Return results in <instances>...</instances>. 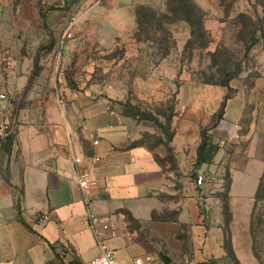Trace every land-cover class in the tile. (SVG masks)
Returning a JSON list of instances; mask_svg holds the SVG:
<instances>
[{
	"label": "crops",
	"instance_id": "1",
	"mask_svg": "<svg viewBox=\"0 0 264 264\" xmlns=\"http://www.w3.org/2000/svg\"><path fill=\"white\" fill-rule=\"evenodd\" d=\"M135 3L113 0L117 17L109 25L108 46L125 43L128 54L139 57L143 43L128 35L138 26ZM64 44L61 40V55ZM256 52L259 73L249 84L231 82L235 92L223 116L209 129L220 148L213 162L200 168H229L230 227L240 264H256L250 215L264 173V48ZM46 57L41 56L44 68L32 83L30 74L14 75L16 79L9 77L7 87L3 85L13 101H19L17 106L12 102L7 112L6 101L0 100V124L10 121L14 134L9 151L7 135H0V264H85L102 251L88 225L90 214L110 217L115 235L105 244L126 248L125 264L148 251L136 241V231L127 230L123 211H130L140 221V229L155 238H167L169 226L174 231L176 226L201 224L205 198L199 189L192 187L188 176L176 187L172 171L148 144L135 143L151 126L124 113L120 101L128 96L125 86H58L59 64L56 59L45 62ZM175 75L169 66L138 75L140 102L149 104L169 96ZM225 92L221 86H192L185 80L177 86L172 145L182 173L187 174L194 164L201 128L212 122ZM76 157L81 163L75 162ZM83 168L94 182L88 188L79 183ZM165 210H175L177 217L153 218L154 212L160 215Z\"/></svg>",
	"mask_w": 264,
	"mask_h": 264
},
{
	"label": "rangeland",
	"instance_id": "2",
	"mask_svg": "<svg viewBox=\"0 0 264 264\" xmlns=\"http://www.w3.org/2000/svg\"><path fill=\"white\" fill-rule=\"evenodd\" d=\"M194 1L202 9L206 33L203 42L193 38V42L189 43V24L169 14L166 0H134V8L139 4L150 6L157 11L160 20V23L153 21L147 24L146 29L141 31V38L154 42H146L143 53L138 57L136 53L128 54L125 43L108 46L112 32L109 25H113L117 17L113 14L116 13L113 0H0V81L7 87L9 77L16 79L14 75L30 74L29 83H32L44 68L40 64L41 56H47L45 62L56 59L59 64L58 86L64 83L72 87H86L93 83L115 84L125 86L131 99L138 101V75L169 66L176 72L171 94L149 104L141 101L143 110L154 113L165 122L167 109L177 102L176 88L181 81H188L192 86H216L224 77L222 69L234 73L241 66L231 82L249 84L260 69L256 50L264 48V0ZM243 12L254 18L256 26H243L240 17ZM259 27L262 30L254 33L260 39L246 52V44L251 42L252 35L248 31L253 32ZM244 28L241 34L240 30ZM67 30L73 32L71 40L65 35ZM134 34L138 36V26L128 32L129 37ZM61 40L67 45L62 55ZM50 45L51 48L46 50ZM40 46L44 48L40 49ZM37 57L39 67L35 68ZM162 74L168 77L165 72ZM157 76L163 79L159 74ZM11 101L17 106L19 100L11 98ZM146 121L150 123V130L138 140L152 147L161 162L172 171L176 187L182 186L183 177L188 176L192 187L199 189L205 200L200 207L201 224L176 226L174 231L169 226L167 238L152 237L150 231L137 227L136 241L142 242L148 252L159 258L161 252L166 253L172 259L169 264H240L226 251L223 238L219 239L223 232L221 226L226 220L223 214L226 168L211 171L195 169L192 164L187 174L182 173L178 169L175 152L176 166H173L166 148L159 142L160 138H167L164 129L152 120ZM195 172L205 174L203 184L197 183V177L193 175ZM159 216L177 217L175 210H165ZM126 227L130 230L127 223ZM116 252L125 264L122 256L128 254L127 249L118 247ZM262 256L264 259V251ZM253 261L259 264L257 259Z\"/></svg>",
	"mask_w": 264,
	"mask_h": 264
},
{
	"label": "trees",
	"instance_id": "3",
	"mask_svg": "<svg viewBox=\"0 0 264 264\" xmlns=\"http://www.w3.org/2000/svg\"><path fill=\"white\" fill-rule=\"evenodd\" d=\"M169 14L173 17L179 18L181 20H185L189 26H190V42H193L194 39L202 40V42L205 40V24L204 19L202 16V9L198 6V4L194 0H166ZM264 11V8H263ZM135 12L137 15V22H138V36L137 34H134V38L138 41V43H143L142 48L146 45V42H154V40L151 39H143L139 35L141 34V31L146 29L147 24L153 23V21L160 23V20L158 18V13L155 9H153L150 6H147L145 4H139L135 7ZM241 22L243 26L247 25H254L255 21L254 18L243 12L240 14ZM243 28V27H242ZM262 30V28H255L253 32L248 31V33H252L251 35V42L246 44V52H249L251 47L260 39L259 36H256L254 31ZM264 30V29H263ZM245 31L244 29H241L240 32L243 34ZM262 35H264V32H262ZM52 45V44H51ZM50 47H46L48 50ZM44 48L43 46L39 47ZM39 64V57H37L34 67L38 68ZM241 70V66H239L234 73H229L226 69H222L221 72L223 73L224 77L222 81L216 85L223 87L226 92L224 94V98L222 101V104L219 108V110L215 113L214 118L212 122L201 128L200 131V143L197 148V153L195 157L194 162V168L199 169L204 164H210L213 162L214 157L216 153L218 152L220 145L218 142H216L213 138V136L209 133V129L213 127L218 120L223 116L226 102L231 97V95L235 92V89L231 86V81L235 77L237 73H239ZM120 103L123 106V111L126 115L131 116L137 120H152L154 121L158 126H160L164 133L167 134V138L165 139H159V142L166 148L168 152V159L172 161V165L176 166V156L174 154V147L172 145V140L174 137V130L172 129L171 122L172 118L177 114L175 111V103L174 105H171L167 110L168 114L165 115L166 121L162 122L158 117L152 114L151 112L148 113V111L142 109V103L140 101H136L131 99L130 95L128 94L127 98L125 100L120 101ZM14 138L13 132L8 134L6 136V143L5 148L6 150H10L11 144ZM137 142H144L143 140H136ZM149 146V145H148ZM151 150H153L152 147L149 146ZM156 158L160 160V158L156 155ZM161 161V160H160ZM198 176V172L193 173V175ZM196 180V178H195ZM231 175L229 168L226 169V182L224 184V193H223V207L224 211L223 214L226 217L225 223H223L222 227V238L223 243L226 251L228 254L233 256L238 262V258L235 254L233 242H232V235H231V229H230V222L232 219V213L230 211V206L228 202L229 197V190L231 185ZM261 203H264V173L260 177V181L258 184V188L255 194V201L252 208V212L250 215V234L252 238V250L254 256L257 258V260L260 262V264H264V259L262 256V252L264 251V205H261ZM203 206V204H202ZM125 216V221L128 224V227H130L129 231L134 232L137 230V227H140V221L136 219L132 213L128 210L123 211ZM160 217L155 212L153 213V218L156 219ZM24 223L25 220L21 217L20 218ZM26 225L34 231V229L26 223ZM137 225V226H136ZM136 226V227H134ZM226 229H225V228ZM240 263V262H239ZM215 264V263H214Z\"/></svg>",
	"mask_w": 264,
	"mask_h": 264
},
{
	"label": "built area",
	"instance_id": "4",
	"mask_svg": "<svg viewBox=\"0 0 264 264\" xmlns=\"http://www.w3.org/2000/svg\"><path fill=\"white\" fill-rule=\"evenodd\" d=\"M65 35L71 38L73 37V32L67 30ZM11 98H13V96L6 91L0 81V100L6 101L4 110L7 112H10L12 109ZM11 132H13V127L10 121L7 120L0 124V135L5 136ZM94 143H98V140L95 139ZM75 162L81 163V158L76 157ZM79 176V183L81 187L88 188L90 185L94 184V182L90 181V171L87 168L81 169L79 171ZM204 179L205 174L199 173L196 181L199 185H201L203 184ZM88 225L93 229L102 251L98 256L90 259L85 264H123L117 255L116 249L110 248L105 244L106 239L115 235V229L112 227L110 217L90 214L88 218ZM160 258L151 252H145L135 255L131 264H165L162 259L159 260Z\"/></svg>",
	"mask_w": 264,
	"mask_h": 264
},
{
	"label": "water",
	"instance_id": "5",
	"mask_svg": "<svg viewBox=\"0 0 264 264\" xmlns=\"http://www.w3.org/2000/svg\"><path fill=\"white\" fill-rule=\"evenodd\" d=\"M160 257L162 258V260H163L166 264H168V263L171 262V258H170L167 254H165V253H163V252L160 253Z\"/></svg>",
	"mask_w": 264,
	"mask_h": 264
}]
</instances>
